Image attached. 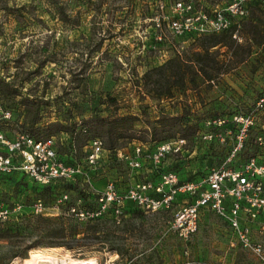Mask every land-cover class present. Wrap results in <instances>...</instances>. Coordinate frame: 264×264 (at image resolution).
Segmentation results:
<instances>
[{
    "label": "rangeland",
    "instance_id": "obj_1",
    "mask_svg": "<svg viewBox=\"0 0 264 264\" xmlns=\"http://www.w3.org/2000/svg\"><path fill=\"white\" fill-rule=\"evenodd\" d=\"M176 1L0 0V107L10 112L7 120L0 115V130L13 139L21 132L41 135L54 124L50 128L54 134L77 129L76 140L82 143L92 136L90 118L132 115L134 127L119 141L122 146L133 139L148 140L164 118L166 124L154 137L184 136L188 153L173 163L181 178L190 172L201 177L227 153L225 145H209L202 139L215 129L208 122H228L233 115L248 112L264 93V2L250 6V16L236 38L211 46L222 32L188 41L168 30L166 22L175 15ZM182 1L191 3L194 11H208L228 0ZM205 50L218 60L220 73L207 56L201 57ZM201 68L212 74L211 80ZM36 106L38 123L31 129L27 123ZM98 137L106 145L111 141ZM65 138L55 137L61 153L67 152L62 146ZM116 167L123 184L126 170L122 164ZM17 180L0 181V211H7L0 217V233L4 223L25 232L0 239V264H22L32 250L93 258L97 264H264L235 243L225 223L210 211L201 214L189 240H181L170 226L176 207L137 212L120 223L67 215L63 219L67 226L87 233L81 246H38L27 250L25 258L9 260L18 246L37 240L30 227L38 217L56 218L65 209L57 208L32 180L15 185ZM64 191L70 201L78 198L74 188ZM38 200L41 211L36 210ZM93 227L96 232L90 231ZM254 238L264 243V236Z\"/></svg>",
    "mask_w": 264,
    "mask_h": 264
},
{
    "label": "built area",
    "instance_id": "obj_2",
    "mask_svg": "<svg viewBox=\"0 0 264 264\" xmlns=\"http://www.w3.org/2000/svg\"><path fill=\"white\" fill-rule=\"evenodd\" d=\"M257 2L264 0H228L208 11H194L191 3L178 0L166 26L188 41L221 32H232L236 38L250 16V6ZM156 27L160 28L159 22ZM262 112L264 93L248 112L233 115L230 127L220 128L225 119L208 122L215 129L202 139L209 145H225L227 153L201 177L190 172V178H180L174 169L173 162L188 153L187 141L180 137L161 143L133 139L110 151L99 137L88 139L79 149L75 134L61 132L66 137L61 145L67 150L61 153L54 144L59 134L39 141L21 132L8 139L1 130L0 174H23L40 186H76L87 196L85 200L70 201L62 190L54 202L57 208L64 206L63 214L77 218L109 216L120 223L134 211L156 213L176 207L170 226L185 242L197 231L201 214L210 211L225 223L235 243L264 261V243L254 238L264 236ZM0 115L7 120L10 112L0 107ZM121 164L126 170L123 184L116 167ZM35 205L37 211L43 209L39 200ZM6 212L0 211V217Z\"/></svg>",
    "mask_w": 264,
    "mask_h": 264
},
{
    "label": "trees",
    "instance_id": "obj_3",
    "mask_svg": "<svg viewBox=\"0 0 264 264\" xmlns=\"http://www.w3.org/2000/svg\"><path fill=\"white\" fill-rule=\"evenodd\" d=\"M231 37H232V32H222L220 37L214 39V41L211 42V44H212L211 46H215V45H218L221 43L225 44L229 41L228 39H231ZM198 54L200 55V52ZM204 56H207L208 59L211 60V62L213 63L215 72L220 73L221 69L218 66L219 62H218V60L213 58V56H212V54H210L209 50H205L204 53L201 54V57H204ZM199 71L202 73L203 76H205L206 80L212 79V77H213L212 74L208 73L203 68L199 69ZM168 93L170 95V92H168ZM27 103L31 105V102H27ZM34 113H35L34 118L30 122L27 123L31 129L34 128L38 123L37 122V115H38V107L37 106L34 110ZM165 119L166 120L169 119V121L174 122L175 124H177L179 122V120L177 118H165ZM135 120H136V118L132 115H121V116H116L112 119L94 116V117L90 118V120H88V122H87L89 124V130L92 132V136L90 138L98 137V135L99 136L104 135V136L108 137L111 141L109 144L108 143H107V145L105 144V147L107 150L113 151L116 147L119 146V141L126 138V132L133 129ZM165 124H166V121L164 120V118L159 120L158 128L163 127ZM55 125L57 127H60L59 124H55ZM52 126H54V124H52L51 127L49 126V128H47L49 130L42 132L41 135H39V134H37V136L34 134H29V135H31L32 137H34L36 140H39V141L47 140L52 136H56V135L60 134L61 132L67 133L70 136L75 134L76 139L79 137L77 135V133H78L77 129H73L72 131L61 130L59 133L54 134L50 130V128H52ZM230 126L231 125L228 122H225L224 125L221 126L220 128L225 129L226 127H230ZM158 128H157V126H154L152 128L153 134L151 132L148 140H144L143 142L150 141V142H154V143H161V142L171 140V139H174L177 137L185 139L184 136L179 135V134H176L175 136L169 135L163 139H156L154 137V134ZM74 131H77V132H74ZM40 137H46V139H41ZM90 138H88V139H90ZM88 139H86L82 143L79 142V140H76L78 148H80ZM140 141H142V140H140ZM173 167L176 170L178 169L175 164L173 165ZM177 172L179 173V176H180L181 172L179 170H177ZM187 177H188V175H184L183 178H187ZM12 178L18 179L15 182V185H19L20 182H24V181H26L25 179H28L23 174H19L16 176L15 175L0 174V181H2V182H7V179H12ZM188 178H190V177H188ZM20 184H22V183H20ZM36 185H37L38 191H41L43 193H47L48 196L54 201H55V197L62 190H66V189L71 190L72 188L75 189V191L78 194V197H80L84 200L87 198V196L84 193H82L76 186H72L71 184H64V185L60 184V185H56V186H51V185L50 186H40L38 184H36ZM21 186H24V185H21ZM137 212L138 211L131 212L130 216L137 213ZM130 216H128V217H130ZM128 217H126V218H128ZM66 218H69V217H67V215L64 216V214L63 215L60 214L56 218L38 217V219L36 220V224H34V226L30 227L31 233L35 234V236L37 237V240H35L33 243L29 244L28 246L27 245L26 246H18L16 248V250H14L11 253L9 260H12V259L17 258V257L25 258V254H26L27 250H29L30 248L38 247V246H42V247L64 246L67 249H76L79 246H81L80 243L87 236L86 231L85 230H79L76 225L71 226V227L67 226L63 221V219L65 220ZM101 220H110V221L114 222L112 220V218L109 216H105L102 218L89 219L88 221L89 222H97V221H101ZM3 227L4 228H3V230H1V233H0V239L10 240L12 237L21 236L25 232V229L23 227H18V226L13 227L12 225H10V223H4ZM96 230L97 229L95 227L90 229L91 232H96ZM81 234H82V236H80ZM8 263H9V261L5 262L3 264H8Z\"/></svg>",
    "mask_w": 264,
    "mask_h": 264
},
{
    "label": "bare ground",
    "instance_id": "obj_4",
    "mask_svg": "<svg viewBox=\"0 0 264 264\" xmlns=\"http://www.w3.org/2000/svg\"><path fill=\"white\" fill-rule=\"evenodd\" d=\"M22 264H97L93 258H70L54 252L32 250ZM107 264V263H106ZM110 264V263H108Z\"/></svg>",
    "mask_w": 264,
    "mask_h": 264
},
{
    "label": "crops",
    "instance_id": "obj_5",
    "mask_svg": "<svg viewBox=\"0 0 264 264\" xmlns=\"http://www.w3.org/2000/svg\"><path fill=\"white\" fill-rule=\"evenodd\" d=\"M164 101V100H163Z\"/></svg>",
    "mask_w": 264,
    "mask_h": 264
}]
</instances>
